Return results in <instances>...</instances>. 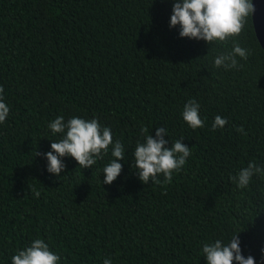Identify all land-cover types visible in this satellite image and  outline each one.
I'll list each match as a JSON object with an SVG mask.
<instances>
[{
  "label": "trees",
  "instance_id": "obj_1",
  "mask_svg": "<svg viewBox=\"0 0 264 264\" xmlns=\"http://www.w3.org/2000/svg\"><path fill=\"white\" fill-rule=\"evenodd\" d=\"M174 2L0 0V86L10 109L0 123V264L37 238L60 264H207L204 243L235 234L242 255L264 264V173L245 188L232 179L250 162L264 167V49L252 16L224 43L180 37L170 27ZM234 43L247 60L216 68ZM189 99L203 128L183 120ZM217 115L228 122L213 130ZM58 116L111 128L125 148L116 180L103 183L111 147L92 167L67 156L59 176L47 171L42 154L62 137L48 127ZM163 126L167 146L183 138L191 155L171 183L161 174L145 184L133 153Z\"/></svg>",
  "mask_w": 264,
  "mask_h": 264
},
{
  "label": "clouds",
  "instance_id": "obj_2",
  "mask_svg": "<svg viewBox=\"0 0 264 264\" xmlns=\"http://www.w3.org/2000/svg\"><path fill=\"white\" fill-rule=\"evenodd\" d=\"M255 11L252 0H175L170 17V27L179 25L180 37L204 40L209 44L224 43L237 37L244 30L249 17ZM248 50L234 43L231 52H223L214 59L216 68H237V56L247 60ZM4 88L0 86V123L9 115V106L4 102ZM200 105L195 99H189L183 107L182 117L192 128H203L204 119L199 113ZM227 119L217 115L212 129L223 128ZM48 127L53 134L60 133L62 137L51 143V151L42 155L48 161L47 171L57 176L66 168L63 157L74 158L83 168L92 167L97 160H102L109 152L113 159L103 168L104 184H111L120 175L123 165L118 160L125 159V148L119 140L113 139L110 127L102 126L97 118L84 119L73 116L64 121L63 116L56 117ZM238 132L247 135L243 126H238ZM147 127H141V134L148 133ZM167 135L166 127H157L156 135H144L143 142L138 141L134 150V166L138 171L139 179L147 184L151 179L154 183H161L158 177L162 174L166 183H171L174 172H179L191 155V149L176 140L171 147L164 138ZM41 155V153H36ZM264 173V167L250 162L242 168L232 179L240 188L249 185L254 174ZM38 191L35 196H39ZM264 251V249H262ZM202 253L207 264H256L254 257L245 258L240 248V240L235 234L228 243L217 239L212 243H204ZM61 257L50 250L49 244L37 238L30 246L18 250L11 257V264H60ZM103 264H112L110 258H105Z\"/></svg>",
  "mask_w": 264,
  "mask_h": 264
},
{
  "label": "water",
  "instance_id": "obj_3",
  "mask_svg": "<svg viewBox=\"0 0 264 264\" xmlns=\"http://www.w3.org/2000/svg\"><path fill=\"white\" fill-rule=\"evenodd\" d=\"M255 11L252 14L257 38L264 49V0H252Z\"/></svg>",
  "mask_w": 264,
  "mask_h": 264
}]
</instances>
